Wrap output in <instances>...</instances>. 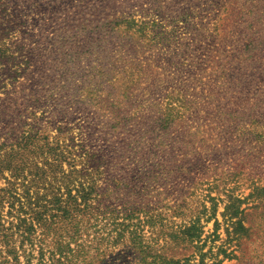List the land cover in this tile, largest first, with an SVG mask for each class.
I'll list each match as a JSON object with an SVG mask.
<instances>
[{
	"label": "rangeland",
	"instance_id": "374dc122",
	"mask_svg": "<svg viewBox=\"0 0 264 264\" xmlns=\"http://www.w3.org/2000/svg\"><path fill=\"white\" fill-rule=\"evenodd\" d=\"M171 259L264 264V0H0V264Z\"/></svg>",
	"mask_w": 264,
	"mask_h": 264
},
{
	"label": "trees",
	"instance_id": "16d2710c",
	"mask_svg": "<svg viewBox=\"0 0 264 264\" xmlns=\"http://www.w3.org/2000/svg\"><path fill=\"white\" fill-rule=\"evenodd\" d=\"M198 224H199V220L194 221V223H191L189 227H185V229L182 230L181 232L182 242L186 244H194L195 240L200 238L201 232H200V228L197 227ZM236 233L233 232V234H236ZM168 263L169 264H180V261H175L174 259H171L170 261H168Z\"/></svg>",
	"mask_w": 264,
	"mask_h": 264
}]
</instances>
